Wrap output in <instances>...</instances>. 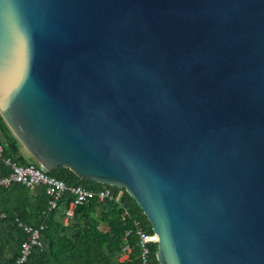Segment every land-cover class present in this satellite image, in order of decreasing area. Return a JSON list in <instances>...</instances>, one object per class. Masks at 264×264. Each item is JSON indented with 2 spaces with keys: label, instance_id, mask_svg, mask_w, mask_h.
Masks as SVG:
<instances>
[{
  "label": "water",
  "instance_id": "obj_1",
  "mask_svg": "<svg viewBox=\"0 0 264 264\" xmlns=\"http://www.w3.org/2000/svg\"><path fill=\"white\" fill-rule=\"evenodd\" d=\"M0 113L125 190L159 264H264V0H0Z\"/></svg>",
  "mask_w": 264,
  "mask_h": 264
},
{
  "label": "trees",
  "instance_id": "obj_2",
  "mask_svg": "<svg viewBox=\"0 0 264 264\" xmlns=\"http://www.w3.org/2000/svg\"><path fill=\"white\" fill-rule=\"evenodd\" d=\"M0 145L3 158L20 164L32 163L39 167L25 150L0 113ZM26 151V150H25ZM27 152V151H26ZM11 174L10 167L0 158V179ZM68 187L83 186L93 192L111 189L119 198L99 201L93 197L79 205L72 218L64 222L66 211L75 197L66 191L54 209H48L49 197L45 187L29 189L21 183L0 188V264H14L21 258L23 244L29 241L22 223L40 229V247L33 248L25 264H140L139 241L134 220L141 221L147 233L152 228L135 200L123 189L86 180L66 167L47 172ZM125 209L130 218H124ZM127 233L131 236L126 238ZM130 246L128 260H121L124 248ZM157 246L152 247L151 260L156 259Z\"/></svg>",
  "mask_w": 264,
  "mask_h": 264
},
{
  "label": "built area",
  "instance_id": "obj_3",
  "mask_svg": "<svg viewBox=\"0 0 264 264\" xmlns=\"http://www.w3.org/2000/svg\"><path fill=\"white\" fill-rule=\"evenodd\" d=\"M3 154L4 147L0 145V158L4 160L6 166L10 167L11 174L0 179V188L10 187L13 183H21L31 190L38 186H44L46 195L49 197V210L56 207L58 200L61 199L66 191H69L74 195L75 199L69 204L64 222H67L69 218L73 217L77 206L88 203L93 197H97L99 201H105L108 199L111 201L115 200L117 203L120 202L119 198L116 197L109 188H105L104 190L95 193L83 186L68 187L61 180L48 175L47 171L42 167H37L32 163L20 164L12 158L4 159ZM123 217H131L130 212L127 209H125ZM134 224L137 227L136 236L139 241L140 264H153L151 260L152 247L158 245L156 235L153 232L152 234L147 233L141 221L134 220ZM19 225L24 227L25 232L29 235V241L23 244L21 258L14 264H25L31 256L32 249L40 247V230L43 226H41L40 229H33L22 223ZM129 236H131V233H127L126 238ZM131 253L132 249L130 246H126L121 256V260H128Z\"/></svg>",
  "mask_w": 264,
  "mask_h": 264
},
{
  "label": "rangeland",
  "instance_id": "obj_4",
  "mask_svg": "<svg viewBox=\"0 0 264 264\" xmlns=\"http://www.w3.org/2000/svg\"><path fill=\"white\" fill-rule=\"evenodd\" d=\"M26 154H27V156H28V153L25 151V150H23Z\"/></svg>",
  "mask_w": 264,
  "mask_h": 264
}]
</instances>
